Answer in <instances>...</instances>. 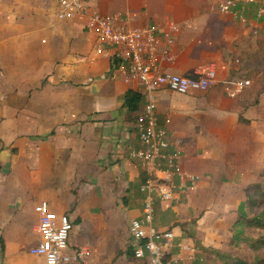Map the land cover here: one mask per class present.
<instances>
[{
	"label": "crops",
	"instance_id": "obj_1",
	"mask_svg": "<svg viewBox=\"0 0 264 264\" xmlns=\"http://www.w3.org/2000/svg\"><path fill=\"white\" fill-rule=\"evenodd\" d=\"M219 1L86 0L101 13L126 15L134 26L178 23L175 59L167 70L190 75L200 66L217 67L219 81L207 91L157 92L161 124L184 140V166L202 178L195 191L176 202H159L154 225L174 226L179 238L190 240L182 226L191 216L199 222L203 212H226L217 199L226 183L239 207L264 166V93L254 104L257 92L248 79L245 90L230 94L244 72L237 66L238 54L250 50L255 35L252 27L218 12ZM57 11L54 0H0V85L10 87L3 97L13 102L4 113L18 116L15 131L29 139L20 143L27 157L14 155L4 138L0 145V181H5L0 188V236L5 241V250L0 242V264H46L30 253L27 232L30 217L32 226L37 220L34 207L43 200L74 221L70 264H142L123 252L127 246L108 251L117 228L112 219L123 211L130 221L142 215L146 174L129 156L140 147L137 113L125 104L135 85L125 81L111 48L99 49L84 18L63 20ZM223 190L222 198L228 195ZM131 204L139 207L126 211ZM29 208L35 211L30 216ZM106 213L114 214L106 219ZM85 227L91 228L87 234ZM94 228L106 232L103 246L95 240ZM198 238L202 247L223 243L201 233ZM82 249L90 254L81 256Z\"/></svg>",
	"mask_w": 264,
	"mask_h": 264
},
{
	"label": "built area",
	"instance_id": "obj_2",
	"mask_svg": "<svg viewBox=\"0 0 264 264\" xmlns=\"http://www.w3.org/2000/svg\"><path fill=\"white\" fill-rule=\"evenodd\" d=\"M54 1L60 19L84 18L85 28L96 35L99 49L111 48L112 56L121 62L125 81L134 84L146 100L136 119L140 147L129 153L146 174L141 185L142 215L129 223L133 256L142 264H194L202 260L201 248L193 240L179 238L175 228L154 225L159 202H172L195 191L202 178L184 166V140L171 136L168 127L161 124L157 92L161 88L185 95L207 91L219 81L217 67L200 66L190 75L166 69V64L175 59L178 23L134 26L126 15L101 13L86 0ZM217 11L251 25L255 35L264 25V0H221ZM250 84L248 79L236 82L230 94L235 96ZM170 121L167 119L166 124ZM35 211L39 242L30 253L44 258L46 264H70L73 257L69 240L74 221L69 214L53 210L46 200L37 204ZM79 253L89 255L90 251L82 249Z\"/></svg>",
	"mask_w": 264,
	"mask_h": 264
},
{
	"label": "rangeland",
	"instance_id": "obj_3",
	"mask_svg": "<svg viewBox=\"0 0 264 264\" xmlns=\"http://www.w3.org/2000/svg\"><path fill=\"white\" fill-rule=\"evenodd\" d=\"M243 25L246 28L251 27L246 23H243ZM251 34L253 33L251 32ZM254 39L255 42L250 43L249 51L244 50L240 54H238L239 62H237V66H241L240 71H244L239 75V78L241 80L250 79L252 81L253 84L251 85L255 88V92H257L256 96L253 95L254 97H256L253 100L254 104H256L259 103V98H261V94L264 93V25L260 29L259 33L255 35ZM8 89H10L9 86L0 85V145L1 141L4 138L6 143L10 144L9 148L14 155L27 157L28 155H26V152L28 150L27 148H22L20 146V143L24 144V142L28 141V135L15 131L16 129L14 122L17 121L18 116L9 117L4 113V108L6 106L13 107V102H8L4 100L3 97V93H6ZM3 181L4 180L0 181V188H2L1 185ZM255 183L264 185V176H259V178L252 182L248 186L246 194H249L251 186ZM224 186H226L224 187V190L222 189V187L219 188L220 190L218 191L219 195L217 199L219 204L225 205L226 212L207 214L203 212L201 216H205L204 220L201 219L200 216L199 222L197 220L198 218H196V221H193L194 216H191L190 221L182 226L184 227L185 237L186 235L195 233L197 239L201 241V239L198 238V233H201L212 240H216V242H223L218 247L215 246L216 243L210 246L202 247L200 242H198L200 245L199 247L201 248V253L199 254V256L202 257V260H198L197 264H264V192L260 191L254 194L253 197L256 196L255 200H257V203L251 202V204H249V206L244 209V212L247 215L246 218H248L249 220L257 218V220L262 223L254 221V223L250 224V227H243L242 225L234 224L237 216L239 215V198L234 197V199L232 197L227 183ZM222 190L228 194L227 197L222 198ZM74 192L77 193L76 190H74ZM133 203H137V201H134ZM207 203H204V208L208 206ZM124 204L125 205L123 206V209L125 210V208L130 203L126 202ZM135 207L139 206L137 204H131L130 208L126 209V211ZM34 212H31L29 208L27 214L28 216H30V214H33ZM112 214L114 213H106L104 215H107L106 219H109ZM131 214L136 215L135 212H129V215ZM117 217V219H112V221L117 224V228L115 230L116 233L112 235V238L113 240H115V242L110 244L108 247V251L110 252H115L117 248L128 246L131 241L129 233L130 218L128 219V217L125 216L124 211L121 213L120 217ZM191 219L193 220L191 221ZM30 220L31 217L27 223L28 238L30 240V244L28 245L29 251L31 247L39 242V234L37 232L38 216L33 226L31 225V222V224L29 223ZM87 220L89 221L90 219L87 218ZM83 230H85L84 233L87 234V232L91 231V228L85 227L83 228ZM94 231L96 235L95 240L100 243V246H103L105 239L107 238L106 232L103 229L97 228H94ZM234 234H240L239 238H241V240L243 241L234 239V241L230 242ZM219 250L224 253L225 258H221L219 256L221 255ZM117 253H120L119 249L117 250Z\"/></svg>",
	"mask_w": 264,
	"mask_h": 264
},
{
	"label": "trees",
	"instance_id": "obj_4",
	"mask_svg": "<svg viewBox=\"0 0 264 264\" xmlns=\"http://www.w3.org/2000/svg\"><path fill=\"white\" fill-rule=\"evenodd\" d=\"M125 104L128 106L129 110L132 113H137L136 118L138 117V113L141 111V109L143 108L144 104H145V97L144 95L136 90V89H129L126 97H125ZM260 176L263 177L264 176V166L260 171ZM145 180V179H144ZM263 191L264 192V185H261L260 183H255L251 186V190L249 192V194H246V199L241 203V205L239 206V212H238V216L234 222V224L236 225H242L243 227H250L251 223H254V221H257V218H253V219H248L246 218V213L244 212L245 208L247 206H249V204L252 203H257L256 196L253 197L254 194H256L257 192ZM248 193V192H247ZM255 206V205H254ZM259 218V217H258ZM193 221H196V219H194ZM262 223V222H259ZM170 228H174V226L170 227ZM241 234V233H240ZM240 234L238 235H233V238L230 240L234 241L235 240H241V238H239ZM189 237H191V239L195 242L196 245H199L198 242H200L197 239V236L195 235V233H192L191 235H189ZM0 242L2 245V249L5 250V241H4V237L0 236ZM124 253L126 252V254H132L133 255V251H132V247L129 243V245L127 246V249L125 251H123ZM219 252L221 253V255H219L221 258H225V255L223 252H221V250H219ZM120 253H122V251H120Z\"/></svg>",
	"mask_w": 264,
	"mask_h": 264
}]
</instances>
